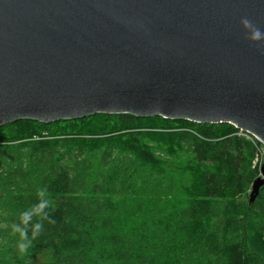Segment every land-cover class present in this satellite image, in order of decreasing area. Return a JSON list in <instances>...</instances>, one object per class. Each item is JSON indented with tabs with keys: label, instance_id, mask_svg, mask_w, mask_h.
<instances>
[{
	"label": "trees",
	"instance_id": "trees-1",
	"mask_svg": "<svg viewBox=\"0 0 264 264\" xmlns=\"http://www.w3.org/2000/svg\"><path fill=\"white\" fill-rule=\"evenodd\" d=\"M262 144L231 124L96 114L0 127V264H264ZM46 189L43 231L10 226Z\"/></svg>",
	"mask_w": 264,
	"mask_h": 264
},
{
	"label": "water",
	"instance_id": "water-1",
	"mask_svg": "<svg viewBox=\"0 0 264 264\" xmlns=\"http://www.w3.org/2000/svg\"><path fill=\"white\" fill-rule=\"evenodd\" d=\"M264 0H0V127L96 114L233 125L264 145ZM264 186V158L249 203Z\"/></svg>",
	"mask_w": 264,
	"mask_h": 264
},
{
	"label": "clouds",
	"instance_id": "clouds-1",
	"mask_svg": "<svg viewBox=\"0 0 264 264\" xmlns=\"http://www.w3.org/2000/svg\"><path fill=\"white\" fill-rule=\"evenodd\" d=\"M239 24L244 30V39L257 48L264 49V31L247 16L241 17ZM37 197L35 204L20 213L18 223L3 226L10 227L11 234L17 237V247L21 253L27 252L31 245L29 231L32 230L34 236H38L43 231V222L49 217L48 209L53 206L46 189H40Z\"/></svg>",
	"mask_w": 264,
	"mask_h": 264
},
{
	"label": "rangeland",
	"instance_id": "rangeland-1",
	"mask_svg": "<svg viewBox=\"0 0 264 264\" xmlns=\"http://www.w3.org/2000/svg\"><path fill=\"white\" fill-rule=\"evenodd\" d=\"M192 123H194V122H192ZM224 124V123H223ZM210 125H219V124H210ZM238 132L239 133H241V134H245V133H242L240 130H238ZM263 145V144H262ZM262 152H258L257 153V158H256V162L259 164V162H260V160H263V158H264V145L262 146ZM260 165V164H259Z\"/></svg>",
	"mask_w": 264,
	"mask_h": 264
},
{
	"label": "built area",
	"instance_id": "built-area-1",
	"mask_svg": "<svg viewBox=\"0 0 264 264\" xmlns=\"http://www.w3.org/2000/svg\"><path fill=\"white\" fill-rule=\"evenodd\" d=\"M242 135H244V134H242ZM244 136H246L247 138H249L250 135H244ZM254 138H255V137H254ZM256 161H257V160H256ZM261 163H262V160H260L259 164L261 165Z\"/></svg>",
	"mask_w": 264,
	"mask_h": 264
}]
</instances>
